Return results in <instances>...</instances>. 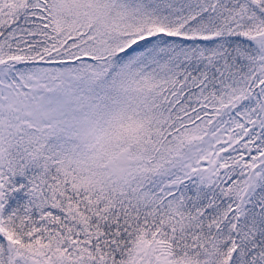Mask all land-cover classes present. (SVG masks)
<instances>
[{"label": "snow or ice", "instance_id": "obj_1", "mask_svg": "<svg viewBox=\"0 0 264 264\" xmlns=\"http://www.w3.org/2000/svg\"><path fill=\"white\" fill-rule=\"evenodd\" d=\"M0 264H264V0H0Z\"/></svg>", "mask_w": 264, "mask_h": 264}]
</instances>
